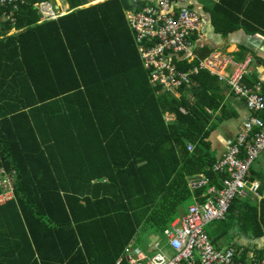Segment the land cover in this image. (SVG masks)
Segmentation results:
<instances>
[{
    "label": "trees",
    "instance_id": "obj_1",
    "mask_svg": "<svg viewBox=\"0 0 264 264\" xmlns=\"http://www.w3.org/2000/svg\"><path fill=\"white\" fill-rule=\"evenodd\" d=\"M41 2L0 9V168L16 172L14 198L0 204V264H115L142 226L161 233L182 213L188 178L219 184L209 138L236 114L206 70L179 98L150 84L131 0H63L68 11L47 21ZM249 172L264 188V172ZM224 221L264 237V198L236 197Z\"/></svg>",
    "mask_w": 264,
    "mask_h": 264
},
{
    "label": "built area",
    "instance_id": "obj_2",
    "mask_svg": "<svg viewBox=\"0 0 264 264\" xmlns=\"http://www.w3.org/2000/svg\"><path fill=\"white\" fill-rule=\"evenodd\" d=\"M20 1L0 0V9L11 6L15 10ZM87 1L90 5L92 0ZM131 1L138 9H128L126 18L135 34L151 85L179 98V89L183 86L191 88L194 76L200 70H206L243 102L249 116L242 120L227 150L210 168L222 177L220 183L212 184L204 173L188 178L189 190L196 191L191 196L193 202L161 232V241L155 243L149 253L131 243L126 247L123 259L127 264H264V258L257 260L253 252L242 258V250L233 243L226 249H216L204 231L208 222L227 218L236 197L249 195L257 201L264 198L261 185L247 179L253 162L264 152V120L256 115L264 111V84L256 81L247 86L243 81L251 58L238 62L232 52L214 50L200 59L196 50L202 22L188 0ZM36 5L41 21L55 20L63 15L50 2ZM2 20L13 22L5 12ZM194 61L198 63L186 71L177 68L179 63L192 64ZM187 150L191 152L192 147L188 146ZM15 179V170L0 168V204L14 198ZM199 189L203 190L197 192ZM120 262L121 259L116 264Z\"/></svg>",
    "mask_w": 264,
    "mask_h": 264
},
{
    "label": "crops",
    "instance_id": "obj_3",
    "mask_svg": "<svg viewBox=\"0 0 264 264\" xmlns=\"http://www.w3.org/2000/svg\"><path fill=\"white\" fill-rule=\"evenodd\" d=\"M188 4L198 13L202 22L199 44L203 48L210 50V52L214 50H220L222 52L227 50L228 52H232V56L238 62L250 57L251 62L248 65V73L243 79L245 85L252 86L256 81H260L264 84V0H188ZM67 11L68 9L62 13ZM216 22H221V24H223L219 27L221 30L227 31L228 28L233 25L235 29L230 32L228 31L226 35H224L218 30V27H216ZM224 88L227 89L226 107L231 112L234 111L236 116L235 118L224 120L209 138L212 149L216 152V158L225 153L227 146L235 137L242 120L249 116V112L245 109L242 101L232 95L227 87ZM168 117L169 116H167V118ZM251 170L252 169H250V171ZM249 176L250 174L247 177L249 182H257L260 184L258 179L251 180ZM190 193L192 196L196 191H190ZM250 199L252 201H257L251 197ZM237 240L238 237L234 241ZM243 241L242 244L245 246L243 248H238L242 251L244 248L249 247L248 243L250 240ZM131 243H133L134 247L138 248L135 238L129 244ZM251 247H253V250L248 252H253L255 255V251L261 250L257 247L254 248V246ZM123 256L120 258L121 261Z\"/></svg>",
    "mask_w": 264,
    "mask_h": 264
},
{
    "label": "rangeland",
    "instance_id": "obj_4",
    "mask_svg": "<svg viewBox=\"0 0 264 264\" xmlns=\"http://www.w3.org/2000/svg\"><path fill=\"white\" fill-rule=\"evenodd\" d=\"M49 1L54 9L55 7L57 8L58 13L64 12L65 10H67V7L63 4V0H49ZM93 3L95 4L94 1H91L90 5H93ZM88 5L89 4L87 3L85 6H88ZM10 33H13V30L10 31ZM188 98L190 100H193L192 97L190 96H188ZM231 118H235V116L232 115ZM218 125L219 126L221 125V123H219V120H218ZM251 169L257 173L264 172V152L261 155H259V157L253 162ZM242 201H250V197L249 196L244 197L242 198ZM192 202H193L192 199L185 201L182 206L183 209L181 210V212H184L187 206ZM227 225L228 224L226 221L213 220V221L208 222L204 226L205 233L208 235L210 240L214 241L213 245L216 249H226L228 246L234 243V240L238 237V240L235 241L236 248H239V247L243 248L245 246L244 244H242V242H244L243 240H250L249 241L250 244L248 243V246L251 250H253V247L251 246H254V248L257 247V248H260L261 250H264V238L254 239V240L246 239L244 234L241 233V229L239 227L238 222H234L230 226H227ZM234 236L235 238H233ZM161 239L162 238H161L160 233H156L148 229L147 225L142 226L135 236L136 245L138 246L139 250L142 252H149L152 246L155 243L161 241ZM166 254L169 255L168 252H166Z\"/></svg>",
    "mask_w": 264,
    "mask_h": 264
},
{
    "label": "bare ground",
    "instance_id": "obj_5",
    "mask_svg": "<svg viewBox=\"0 0 264 264\" xmlns=\"http://www.w3.org/2000/svg\"><path fill=\"white\" fill-rule=\"evenodd\" d=\"M92 1H94L95 2V4H97V3H99V2H102L103 0H92ZM94 4V3H93Z\"/></svg>",
    "mask_w": 264,
    "mask_h": 264
}]
</instances>
